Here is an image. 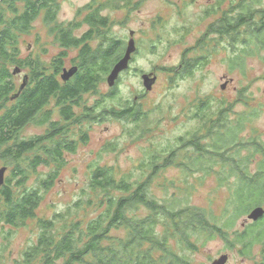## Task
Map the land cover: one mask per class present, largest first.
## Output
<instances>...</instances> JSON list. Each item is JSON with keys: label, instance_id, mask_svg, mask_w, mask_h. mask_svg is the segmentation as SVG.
<instances>
[{"label": "rangeland", "instance_id": "374dc122", "mask_svg": "<svg viewBox=\"0 0 264 264\" xmlns=\"http://www.w3.org/2000/svg\"><path fill=\"white\" fill-rule=\"evenodd\" d=\"M105 1L60 2L59 23L72 26L75 36L84 35L88 27L84 25L77 28L69 23L82 22L84 16L93 11L87 10L89 4L93 3L94 10L103 6L101 14L111 19L110 27L103 31V37L119 38L129 43L131 36L138 45L129 68L117 80L116 97L109 95L113 88L107 82L108 74H104L98 91L87 93L82 105L85 104L86 109L92 106L98 109L100 101V109L102 106L103 110L138 107L143 118L141 122H135L133 119L105 114L95 121L91 118L75 119L68 124L69 129L63 136L77 143V151L67 153L60 166L50 168L39 165L37 170L28 169V178L23 186L17 184L19 177L13 174V162L0 155V167L9 166L6 178H11L10 187L17 196L33 190H40L44 195L35 218L14 226H0V264H14L22 258L25 250L37 244L44 221H53L52 227L58 233H63L72 222L79 221L85 226L101 214L105 209L101 201L108 193L90 187L97 167L106 166L118 178L127 176L136 184L151 173L152 159L162 163L172 150H176L180 157L174 164L160 169L148 190L150 197L169 208L192 206L203 209L208 214V221L215 224L236 215V210H231L233 207L230 204L239 179L232 176L226 182H219L222 163L213 164L212 155H207L210 163L194 167L192 160L199 154L191 148L183 150L180 139L192 138L195 133L200 136L206 134L205 127L217 118L222 108H228L232 124L238 118H247L246 131L241 135V159L247 156L253 139L264 142V51L255 49L253 55H247L246 65L243 63L241 66L243 69L234 67V59L245 47L244 40L241 41L245 36V28L240 30L238 39H232L230 35H210L212 28L221 27L223 19L239 14L238 8L243 0H126L127 6L123 8L105 5ZM18 8L20 12L25 10L23 3L18 4ZM260 8L264 9V0ZM6 9L9 15L13 14L10 8ZM52 27L43 15L28 32L19 35L18 62L8 64L7 68L11 73L17 65L30 66L28 61L34 58L40 59L51 70L55 58L64 50L56 34L51 32ZM100 42L102 37L90 44L97 48ZM78 50H67L65 68L71 69L73 63L79 61ZM245 53L242 54L244 59ZM191 62H195L191 72L178 71L180 64ZM28 69L25 71L28 72ZM153 70L158 73H151ZM144 71L148 72L150 78L156 76L151 89L145 84ZM58 78L63 82L60 75ZM13 79L18 88L21 80L18 79L17 83L14 76ZM205 102L209 108L202 116L198 109ZM12 104L9 102L8 106ZM89 109L86 115L90 113ZM76 110L78 113L82 111L81 107ZM3 114L0 111V116ZM30 123L19 130V138L32 139L46 133L49 127L40 120ZM85 134L89 136L88 141L83 139ZM246 145H249L247 149ZM183 152L191 157L190 167ZM38 153L32 151L25 156L22 163L24 168ZM181 160L186 162L185 167L179 166ZM229 168L230 165L226 167ZM249 168L252 174L258 170L256 163L249 164ZM55 170L59 178L54 179L52 189L47 191L41 186L42 181ZM109 194L117 196L120 192ZM3 202L0 195V204ZM226 209L230 211L226 212L225 217ZM249 211L236 218L235 226L227 238L218 234L206 238L195 233L192 242L198 246L196 250L188 248L176 238L173 221L163 213L154 214L145 206H137L128 210V214L134 219L153 214V228L157 237L165 239V236L174 235L167 245L190 264H212L214 259L226 253L228 258L225 264H262L263 245L254 244L250 254L244 255V246L234 242V233H241L249 226H242ZM193 231L196 232L195 228ZM130 232L127 226L115 228L105 244L116 242L119 247L120 240L128 239ZM148 245L146 243L144 249ZM160 251L155 255L158 260L165 254ZM173 261L167 258L165 264H178Z\"/></svg>", "mask_w": 264, "mask_h": 264}, {"label": "trees", "instance_id": "16d2710c", "mask_svg": "<svg viewBox=\"0 0 264 264\" xmlns=\"http://www.w3.org/2000/svg\"><path fill=\"white\" fill-rule=\"evenodd\" d=\"M60 2L61 0H1L0 2V23L2 24V29H0V111L4 113L0 116V155L15 165L13 174L19 177L17 181L19 186H23L26 182L27 170H37L41 164L39 157L41 149L51 147L50 149L59 156L63 150L62 142L59 140L52 139L46 144L39 143L46 138L43 135L24 140L18 137L19 130L27 123L34 121V113L38 105L42 104L50 94L57 97L59 103H66L68 99H74L78 93L83 98L87 92L98 91L101 76L110 74L112 67L125 56L128 46V43L122 39L102 36L103 31L108 29L111 23L109 17L101 14L103 6L90 12L82 22L69 23V25L74 24L73 27L77 28L84 24L91 25V28L84 35L75 36L72 26L59 23ZM20 3L24 4L25 10L23 12L19 11L18 4ZM262 3L263 0H243L238 8L240 14L228 16V18L223 19L225 22L221 21L224 32L229 33L232 39H238L240 30L245 28V38L241 39V41L244 40L245 47L234 59L232 63L234 67H241L243 63L246 65L247 55H253L255 49L264 51V9L260 8ZM104 4L118 8L127 6L126 0H106ZM6 7L10 8L12 15L8 14ZM43 15L44 20L53 26L51 32L56 33L57 38L60 36L58 40L62 42L64 47L80 48L81 45L86 44L83 51L79 53L81 69L76 75L77 81L74 84L60 85L57 84L52 74L44 78L40 77V74H44V71L47 70L40 59L29 60L28 64L32 69V75L28 91L24 92L22 109L21 93L12 99L19 90L14 82L13 73L7 68L8 64L18 62L17 55L20 51L17 43L19 35L28 32L33 23ZM100 37H102V42L97 48H93L90 42L94 38ZM244 52H246L245 59L242 56ZM66 53L67 49L61 51L54 60L55 64L51 70L54 69L56 74L60 73L64 65ZM192 68L190 63L186 72H191ZM37 74H39V82H36ZM116 92L117 88L114 86L109 95L116 97ZM9 102H13V104L8 106ZM97 107L98 109H94L92 106L90 113L83 116L82 119L91 118L95 121L101 119L105 114L117 118L133 119L135 122H141L143 118L142 111L138 107L106 108L103 110L101 106V110L100 101ZM70 108L67 109L70 110ZM208 108L207 102L200 106L198 109L200 115L205 116ZM135 109L138 111L134 112ZM229 111L228 108H222L217 114V118L211 120V123L205 127V129L207 128L206 134L200 136L195 133L192 138L181 137L180 140L183 144V150L187 151L191 148L199 154L195 160H192L194 167H202L210 163L207 160V155H212L214 156L213 164L222 163L223 170L219 176V182H226L232 176L239 179L230 204L233 207L231 210H236V215L224 218L223 222L215 224L208 221V214L204 213L203 209L192 206L169 208L166 204L150 197L148 190L153 180L160 173V169L169 167L177 162L180 157L176 150H172L162 163L158 159H152L150 162L151 173L143 181L136 184L127 176L118 178L106 166L97 167L93 172L90 187L108 193L101 201L102 205L105 206L104 211L85 226L79 221L72 222L63 233H58L52 227L53 221H44L41 225L43 231L37 240V244L25 250L22 258L17 259L14 264H165L167 258L173 259V262L178 264H190L167 245L174 235L165 236V239L157 237L153 228V214L143 219L129 217L128 210L137 206H145L154 214L163 213L172 220L176 238L190 249H198V246L192 242L195 233L204 235L206 238L214 237L217 234L227 238L239 215L245 214L254 206L264 203V142L253 139L247 156L241 159L243 157L241 155V141L243 140L241 135L246 131L247 118H238L237 122L232 124ZM74 115L75 113L70 110L66 118L71 119ZM83 139L88 141L89 136L85 134ZM248 146L246 145L245 149ZM32 151L39 153L36 154V159H32L27 168H24L23 160ZM183 155L188 167H190L191 157L187 152H183ZM180 162V167L186 166V162L183 160ZM252 163H256L258 167L254 174L249 168V164ZM228 165L230 168L226 169ZM46 176L47 178L42 181L41 186L48 191L54 185V179L57 177L56 170L55 173ZM11 183V178H7L6 184L1 189L0 195L4 202L0 204V226L4 224L14 226L25 222L27 219L35 218L36 210L44 200V195L40 190L27 191L17 196L10 187ZM110 192H120V194L114 196L110 195ZM227 211L230 210H225V217ZM120 226H127L131 229L128 239L120 240L119 247H117L116 242L106 245L105 242L110 239L111 231ZM193 228L196 232L193 231ZM259 229L258 237L263 239L264 222ZM234 234L236 236L235 243L241 242L244 234L238 231ZM146 243L149 245L144 249ZM242 245L244 246L242 253L244 255L250 254L253 246ZM159 251L165 254L158 260L155 255ZM89 256L92 259L88 260L87 257Z\"/></svg>", "mask_w": 264, "mask_h": 264}, {"label": "flooded vegetation", "instance_id": "af4514ba", "mask_svg": "<svg viewBox=\"0 0 264 264\" xmlns=\"http://www.w3.org/2000/svg\"><path fill=\"white\" fill-rule=\"evenodd\" d=\"M92 4L93 3L89 4V6L87 7V10H94V7H93ZM239 14H240V11H239ZM87 15H85V16H87ZM222 22H225V20H223ZM222 24H221V27L212 28L211 31H210L211 32L210 35H214L215 36L217 34L218 35L222 34V35H225V36L228 37L230 34L224 32V28H223ZM84 25H87V27H88L87 30H89L91 28L90 24H84ZM54 34H56V33H54ZM59 37L60 36H58V38H57V34H56V39L57 40L59 39ZM58 43H60V45H62L61 44L62 42L60 40H58ZM85 45L86 44L81 45L80 48H77V47H72V48L79 49L78 51L80 53V52L83 51ZM62 47L64 48V50L72 49V48H66L63 45H62ZM137 47H138V45H137ZM137 50H138V48H137ZM123 52H124V50H123ZM132 55H133V57H132V59L130 61V64H131V62H132V60L134 58V53ZM66 56H65V58H66ZM78 57H79V54H78ZM53 64H55V63L53 62ZM191 64L193 66L195 64V62H193V63L191 62ZM73 65H77L79 67V69H81L80 57H79V61L73 63ZM73 65H71V66H73ZM189 65H190V63H182V64H180V68H178V71L186 70ZM65 67H66L65 65L62 66L59 74H56V71H54V69L50 70V69L47 68V70L44 71V74H42V73L40 74V77L44 78V77H47V75H51L52 74L54 76V79L57 82V84L58 83L60 85H71V84H74V82L77 81L76 75L79 73L80 70L78 69L79 70L78 73H76L71 79H69L68 81H64L63 78H62V69L65 68ZM15 68H18L19 71L17 73H13L12 72L13 76L17 80V83H18V79L21 80V83L18 86V90H20V88L22 87L21 84H23L24 81L26 80L25 87L23 88V90H22V92L20 94V99L22 100L21 107L23 109V106H24V94L26 93L25 91H28V88H29L28 85L31 82L32 69L29 66H25V64L21 65V66L17 65ZM28 68H30V70ZM25 69H28V72L25 71ZM147 73H145V71H144L142 74L144 75V74H147ZM151 73L156 74L158 72L156 70H153ZM59 75H60V77H61L63 82H60V80L58 78ZM38 78H39V74H37L36 82H39ZM87 93H89V92H87ZM87 93L83 95V98L85 97V95H87ZM22 95H23V97H22ZM83 98L81 97L80 93H78V94H76L74 99H68V101L66 103H62V102L59 103L58 98L55 97L54 95L50 94L47 97V99L42 104H39L38 107L36 108V112L34 113V121L35 120H41V123L49 125L46 133L42 134L46 138H44L39 143L46 144V143L50 142V140L54 139L55 141H58V140L61 141L62 142L61 146L63 147V150H62L60 156L55 154L53 152V150L50 149L51 147L49 149H45V148L41 149V153H40V156H39L40 157V163H41L40 165L41 166L50 167V168H51V166H58V165L61 164L60 162L64 161V159L66 158V154L67 153H74V152L77 151V149H76V144L77 143L75 141L67 138L66 136H63V133L67 129H69L68 124H70L72 121H75V118H82L83 116H85L87 114V111H88L89 108L86 109L85 104L82 105ZM80 100H82V101H80ZM69 107H71L70 110L72 111V113H75V115L71 119H67L66 118L67 115H68V112L70 111V110L67 109ZM80 107H81L82 111L80 113H78V110H76V109H78ZM89 110L91 111V109H89ZM30 124H32V123H30ZM28 125L29 124L27 123L26 126H28ZM33 159H36V157H34ZM58 178L59 177H57L56 179H58ZM257 195L260 196L259 194H257ZM262 205L264 206V203H262L261 206ZM256 206H259V205H256ZM252 209H250V211ZM250 211H249V213H250ZM249 213H247L246 215L248 216ZM244 220L245 221L242 223V226L244 228H246L248 225L249 226L252 225V227L250 229H247L249 227L248 226L245 230H243L241 232L244 235L242 236L241 242H239V244H245L248 247H251L254 244H259L260 246L263 245V253H264V236H263V239H260L258 237L259 233H257V232H260V229L258 230V228L260 227L261 224H263L264 216H262V218L258 219V221L252 220L250 218L248 219V217H247V219H244ZM244 224H247V226H244ZM263 232H264V230H263ZM262 264H264V261H263Z\"/></svg>", "mask_w": 264, "mask_h": 264}, {"label": "water", "instance_id": "95a60500", "mask_svg": "<svg viewBox=\"0 0 264 264\" xmlns=\"http://www.w3.org/2000/svg\"><path fill=\"white\" fill-rule=\"evenodd\" d=\"M133 34V33H132ZM128 46L126 48L125 51V56L123 58H121L113 67H112V71L110 72V74L108 75L107 78V82L109 84V86L111 88H113L114 86H116L117 84V80L119 79L120 75L126 70L128 69L129 65H130V61L133 57V53L137 50V42H135L134 37H132L129 41H128ZM79 67L77 65H74L73 68L68 69V68H63V72H62V78L64 81H68L69 79H71L76 73H78ZM19 71L18 68H15L13 73H17ZM144 81L145 84L147 86L148 89L152 88L153 82L155 81V77L150 78L149 74H144ZM26 84V80L24 81L23 84H21V88L19 90V92L12 97V99L16 98L19 96V94L22 92L23 88L25 87ZM226 85H223V87H225ZM9 170V166L5 165L0 167V193H1V189L2 187L6 184V176H7V172ZM262 216H264V206L259 205V206H255L249 213L248 215V219H252L255 221H258V219L262 218ZM227 258H228V254L226 253L225 255L216 258L213 260L212 264H225L227 262Z\"/></svg>", "mask_w": 264, "mask_h": 264}, {"label": "clouds", "instance_id": "9594fccd", "mask_svg": "<svg viewBox=\"0 0 264 264\" xmlns=\"http://www.w3.org/2000/svg\"><path fill=\"white\" fill-rule=\"evenodd\" d=\"M63 70V69H62ZM63 72V71H62ZM1 194V193H0Z\"/></svg>", "mask_w": 264, "mask_h": 264}]
</instances>
